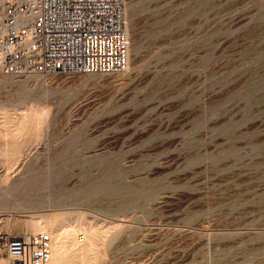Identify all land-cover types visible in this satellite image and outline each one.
I'll use <instances>...</instances> for the list:
<instances>
[{
    "label": "rangeland",
    "instance_id": "obj_1",
    "mask_svg": "<svg viewBox=\"0 0 264 264\" xmlns=\"http://www.w3.org/2000/svg\"><path fill=\"white\" fill-rule=\"evenodd\" d=\"M125 14V71L0 77V264L39 218L50 264H264V0Z\"/></svg>",
    "mask_w": 264,
    "mask_h": 264
},
{
    "label": "built area",
    "instance_id": "obj_2",
    "mask_svg": "<svg viewBox=\"0 0 264 264\" xmlns=\"http://www.w3.org/2000/svg\"><path fill=\"white\" fill-rule=\"evenodd\" d=\"M126 0H0V77L116 74L128 66ZM8 264H50L47 232L6 234Z\"/></svg>",
    "mask_w": 264,
    "mask_h": 264
},
{
    "label": "bare ground",
    "instance_id": "obj_3",
    "mask_svg": "<svg viewBox=\"0 0 264 264\" xmlns=\"http://www.w3.org/2000/svg\"><path fill=\"white\" fill-rule=\"evenodd\" d=\"M125 17H126V14H125ZM126 27L128 28V26L126 25ZM126 33H129L128 32V30L126 31ZM128 35V34H127ZM129 36V35H128ZM129 38V37H128ZM129 44H130V40H129ZM129 47H130V45H129ZM128 56H130L129 55V52H128ZM130 59V58H129ZM128 59V60H129ZM127 67H129V66H127ZM127 69V68H126ZM13 152V151H12ZM17 156V155H16ZM47 217V216H46ZM43 218V217H42ZM52 218V217H51ZM55 219V218H54ZM57 221H58V219H56ZM57 223V222H56ZM59 223V222H58ZM60 224H61V221H60ZM65 225H67V224H65ZM65 225H63V229H61L62 231L63 230H68V229H64V227H65ZM54 222L52 221V220H50V218L49 219H45V220H42L41 218H39V219H31V220H29V221H24V222H21L20 224L19 223H15L13 226H12V229L14 230V231H16V233H19V230L21 229V228H31V230L33 231V232H40L41 230H46L47 231V233H49L51 236H52V234L53 235H55L54 233H57L58 231H59V229L58 230H54ZM57 226V228H58V225H56ZM61 227H59V228H62V225H60ZM69 228H70V226H69ZM73 228V227H72ZM56 229V228H55ZM92 230V229H91ZM89 231V232H87V230H83V231H86V232H83L82 231V233H83V235H85L84 233H86V235H90L91 237L90 238H88L87 239V244H89V245H91L92 243H93V236H95L94 235V233H93V231ZM76 231V230H75ZM28 231H25V233H27ZM96 232V231H95ZM25 233H20V234H25ZM63 233V232H62ZM61 235V233H58V238H57V242H56V245L58 244L59 245V241L58 240H60L61 242V244H62V238L61 237H59ZM53 237L54 236H52V239H53ZM82 237H84V239H85V236H82ZM96 237V236H95ZM80 239V238H79ZM53 243V242H52ZM60 244V245H61ZM56 245H54V248H55V246ZM85 245V244H84ZM83 249H85V248H83ZM54 253V249H53V247H52V254ZM84 253V252H83ZM84 255V254H83ZM51 260H52V258H51ZM53 264V263H52Z\"/></svg>",
    "mask_w": 264,
    "mask_h": 264
}]
</instances>
